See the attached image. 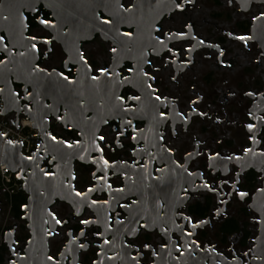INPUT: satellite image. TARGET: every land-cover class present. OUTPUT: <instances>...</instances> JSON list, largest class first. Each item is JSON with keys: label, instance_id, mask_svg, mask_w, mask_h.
I'll return each instance as SVG.
<instances>
[{"label": "flooded vegetation", "instance_id": "1", "mask_svg": "<svg viewBox=\"0 0 264 264\" xmlns=\"http://www.w3.org/2000/svg\"><path fill=\"white\" fill-rule=\"evenodd\" d=\"M262 19L264 0H0V96L40 130L23 192L0 188V264H264Z\"/></svg>", "mask_w": 264, "mask_h": 264}, {"label": "snow or ice", "instance_id": "2", "mask_svg": "<svg viewBox=\"0 0 264 264\" xmlns=\"http://www.w3.org/2000/svg\"><path fill=\"white\" fill-rule=\"evenodd\" d=\"M184 2H185V3H191V0H184ZM245 2H246V3H247V2H250V0H245ZM176 7H177V8H181V5H180V4H177ZM6 18H7V17H5V19H6ZM257 19H261V17H257ZM40 23H41L42 25H45V26H52V27L55 26V25H49V22H48L47 20H45V19H41V20H40ZM102 23H103V24H109L110 21H109V20H103ZM24 26L27 27V25H24ZM189 27H190V26H189ZM123 35L127 36V35H129V33H123ZM235 38L238 39V40H242V41H244L245 43H247V41L250 39V37H247V36H237V37H235ZM29 39L34 40V39H36V37H35V36H32V37H29ZM160 42L163 43V41H160ZM199 43H200V44H203L204 41L201 40ZM32 48L35 49V48H36V45L33 44V45H32ZM112 51H113V52H116V49L113 48ZM168 51L171 52V49H169ZM20 55L23 56V55H25V53H20ZM220 55H223V52H221ZM80 59H82V60L84 59L83 53H80ZM85 64H87V61H86V60H85ZM38 70L41 71V72L45 71L43 68H39ZM89 70H91V69H89ZM101 72H102V74L105 75V76L108 75V73H107L106 70H101ZM61 75H62V74H61ZM112 75H118V74H117V73H112ZM142 75L147 76L148 74H147V73H142ZM63 78H64L65 80H68V77H67V76H63ZM149 78L152 79V77H149ZM97 79H98V78H97L96 76H92V80L95 81V80H97ZM69 82L71 83L72 81H69ZM148 87L151 88V85L149 84ZM0 91H2V89H0ZM246 95L251 96V95H253V93L248 92V93H246ZM133 99H139V97H133ZM156 99L159 100L160 97L157 96ZM178 115H179V113H178ZM198 115H200V116H204V115H206V113L200 112V113H198ZM58 119H59V117H58ZM260 119H261L262 121H264V117H260ZM128 123L131 124V121H128ZM247 129H248L249 132H252V131L254 130V126H253L252 124H248V125H247ZM0 135H3V133H0ZM47 135H51V134L49 133V134H47ZM51 138H52L53 140H56V137H55V136H52ZM104 138H105L104 136H100V137H99L100 140H104ZM251 139H253V140L255 141V137H252ZM8 143H9V144H12L13 141L8 140ZM59 143H63V141H59ZM97 148H99L98 145H97ZM245 151H246V152H251L252 150H251V149H246ZM189 155H191V153H189ZM261 155H264V153H261ZM218 156H219L218 153L215 154V155H210V156H208V159L214 161V160L217 159ZM24 159H31V157H25ZM81 159H83V157H81ZM221 159H229V160H230V159H232V157H224V158H221ZM240 159H241L240 157H236V160H237V161H239ZM100 160L103 161L104 168L106 169V168L109 166V164H108V160L104 159L103 155H101ZM188 174H189V175H193V173H191V172H189ZM201 178H202V174H201ZM109 187H111V185H109ZM200 187H203V188L207 189L209 192H217V193H219V190H218L217 188L213 187L211 184H209V183L206 182V181H205L202 185H200ZM233 190H235V185H233ZM91 191H92V189L89 188V189L87 190V192H85V193L82 194L81 192H78V191H77V192H75V195L78 196V197H82V198H83V197H86V196L88 195V192H91ZM116 191H122V189H116ZM237 195H238L241 199H243L244 196L247 195V193H244V192H237ZM92 203L95 204V203H97V201L93 200ZM105 203H106V202H105ZM220 203H221V204H226L227 201L221 199V200H220ZM221 214H222V209L217 208V209H216V213H215V215H216V216H220ZM49 215L52 216V218H53V220L55 221L56 224H60V223H61V220H60V219H57V218L55 217L54 214H52V213L50 212ZM184 219L187 220V221L191 224V227H192L193 229H196V228H198V227H200V226L205 225V224L208 223L207 220H200L199 222H192V219H191L190 216H185ZM80 223H83V224H90V223H92V221H89V220H86V219H85V220H81ZM147 226H148V225H143L142 227H147ZM9 235H10V233H9ZM69 235H71V234H69ZM84 235H85V233H84L83 231H81V232L79 233V236H84ZM189 235H191V233H189ZM72 242L75 243L76 241L73 240ZM105 243H108V241H105ZM192 243L195 244V241H193ZM78 246H79L81 249H83V248L86 247V245L83 244V243H80ZM13 251H14V250H13ZM218 255H219V253H218ZM245 255H247V253H245ZM49 259H52V258L49 257ZM11 264H15V261H12Z\"/></svg>", "mask_w": 264, "mask_h": 264}, {"label": "built area", "instance_id": "3", "mask_svg": "<svg viewBox=\"0 0 264 264\" xmlns=\"http://www.w3.org/2000/svg\"><path fill=\"white\" fill-rule=\"evenodd\" d=\"M4 109L3 99L0 96V113ZM32 123L27 120H22L18 124V128L12 124L8 115L0 114V133H3L6 139L22 142L23 147L21 153L24 157H32L31 151H36L38 148L39 135L32 128ZM38 135V136H37ZM0 188H2L9 198L15 194L23 192V183L18 179V173H8V168L5 165L0 166Z\"/></svg>", "mask_w": 264, "mask_h": 264}, {"label": "water", "instance_id": "4", "mask_svg": "<svg viewBox=\"0 0 264 264\" xmlns=\"http://www.w3.org/2000/svg\"><path fill=\"white\" fill-rule=\"evenodd\" d=\"M256 26H257L258 30H261V28L264 26V19L258 21ZM3 103H4V101H3ZM9 113H10V111L6 110L5 104H4V109H3L2 113H0V114L1 115H9ZM15 126L18 128V124H15ZM32 128L40 133V130L37 126H32ZM5 136L0 135V166L5 165L8 168V173L11 172V173L16 174V173H19L20 167H14L13 163L19 161L21 158H24L22 153H21L23 143L13 141L12 144H9L8 143L9 139H6ZM33 153H34V151H31L32 155H33ZM27 160L28 161L32 160V158L27 159ZM18 178H20V174H18ZM262 229H264V222L262 225Z\"/></svg>", "mask_w": 264, "mask_h": 264}]
</instances>
